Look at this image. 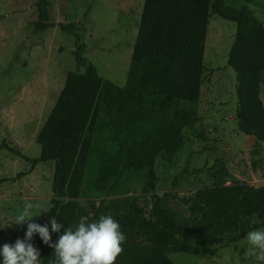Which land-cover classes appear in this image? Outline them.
Returning <instances> with one entry per match:
<instances>
[{
  "label": "trees",
  "instance_id": "1",
  "mask_svg": "<svg viewBox=\"0 0 264 264\" xmlns=\"http://www.w3.org/2000/svg\"><path fill=\"white\" fill-rule=\"evenodd\" d=\"M258 0H143L126 80L123 85L101 76L74 50L76 70L66 73L56 101L36 135L37 158L2 143L14 155L31 163L53 161L50 219L58 241L81 217L94 221L111 215L126 235L115 264H175L170 253L214 255L264 227V184L251 185L231 175L216 159L209 184L189 194L156 192V161L174 165L185 145L184 131L199 116L192 107L200 97L203 56L211 14L236 23L228 64L236 75L238 128L264 143V24L249 9ZM48 0H36L35 32L53 26ZM72 33L73 23L59 24ZM77 37V35H76ZM24 174L20 172L17 176ZM142 181L140 194H126L133 176ZM102 198L83 200L82 187ZM175 182V181H174ZM55 218L65 228L51 231ZM7 242L26 239L27 224ZM31 243L40 252V264H53L54 248L38 233Z\"/></svg>",
  "mask_w": 264,
  "mask_h": 264
},
{
  "label": "rangeland",
  "instance_id": "2",
  "mask_svg": "<svg viewBox=\"0 0 264 264\" xmlns=\"http://www.w3.org/2000/svg\"><path fill=\"white\" fill-rule=\"evenodd\" d=\"M36 0H0V145L6 143L30 158L40 155L35 136L53 107L65 75L76 70L74 50L84 45L83 55L99 74L123 85L130 63L143 0H48L53 26L35 32ZM264 24V0L248 4ZM73 23L72 33L59 24ZM236 23L211 14L203 56V82L199 100L192 105L199 120L184 131L186 142L172 166L156 161V192L189 194L209 184L216 159L232 176L251 185L264 184V143L237 126L236 75L228 64V51ZM77 35V37H76ZM264 104V84L260 88ZM54 162L31 163L0 147V247L21 232L12 225L25 202L49 210ZM24 174L17 176L18 173ZM175 181V182H174ZM142 181L135 175L124 187L126 194H140ZM90 193L85 182L81 197L102 198ZM49 211L33 220H49ZM264 228V227H261ZM245 237L214 255L170 253L175 264H257L246 258ZM2 264V257H0Z\"/></svg>",
  "mask_w": 264,
  "mask_h": 264
},
{
  "label": "clouds",
  "instance_id": "3",
  "mask_svg": "<svg viewBox=\"0 0 264 264\" xmlns=\"http://www.w3.org/2000/svg\"><path fill=\"white\" fill-rule=\"evenodd\" d=\"M39 203L25 202L22 210L15 216L12 225L27 224L26 239H17L14 244L5 243L0 247L2 264H40V252L31 243L34 234L38 233L45 244L54 248L53 264H115L123 252L122 245L126 235L121 225L111 215H100L98 219L89 221L81 217L74 227H68L59 235L58 241L51 244V234L47 224L41 226L34 223L33 218L40 216ZM65 226L51 219V231L60 233ZM246 258L257 264H264V228L248 231L245 236Z\"/></svg>",
  "mask_w": 264,
  "mask_h": 264
},
{
  "label": "crops",
  "instance_id": "4",
  "mask_svg": "<svg viewBox=\"0 0 264 264\" xmlns=\"http://www.w3.org/2000/svg\"><path fill=\"white\" fill-rule=\"evenodd\" d=\"M43 123H44V122H43ZM42 125H43V124H42ZM42 125H41V126H42ZM40 128H41V127H40ZM38 131H39V130H38ZM37 133H38V132H37ZM36 135H37V134H36ZM35 139H36V136H35ZM33 169H34V168H31L30 170L33 171Z\"/></svg>",
  "mask_w": 264,
  "mask_h": 264
}]
</instances>
